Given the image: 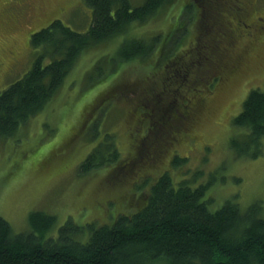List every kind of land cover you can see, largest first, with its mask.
Returning a JSON list of instances; mask_svg holds the SVG:
<instances>
[{
    "label": "rangeland",
    "instance_id": "obj_1",
    "mask_svg": "<svg viewBox=\"0 0 264 264\" xmlns=\"http://www.w3.org/2000/svg\"><path fill=\"white\" fill-rule=\"evenodd\" d=\"M143 2L131 0L134 5ZM184 2L177 0L166 14H156L131 31L130 35L151 39L162 34L157 51L147 60L125 62L107 79L88 85L94 62L113 52L122 38L107 48H91L55 98L17 134L0 138V216L11 222L15 233L30 228L32 210L56 215L54 234L68 219L81 225L113 222L120 213L141 207L157 176L172 164L174 151L189 157L185 167L170 166L175 178H190L185 174L198 171L197 182L210 183L207 190L217 205L234 198L245 209L259 201L264 218V137L257 157L238 156L230 143L244 132L232 119L248 93L264 89V0L260 5L243 0L242 12L239 0H212L216 19L212 27L206 22L201 27L198 16L178 23ZM211 8L203 9L210 14ZM26 13L25 23L15 25ZM56 18L77 31H88L92 8L84 0H0V91L32 67L37 49L27 41ZM202 43L226 51L220 62L223 68L203 60L210 54L202 52ZM13 49L16 54L11 55ZM20 51L25 54L19 55ZM178 56L180 63L170 66ZM208 72L212 76L198 82V74ZM121 82L132 88H116ZM97 123L101 131L90 138ZM152 130L159 137L155 142L146 135ZM106 132L115 135L125 162L134 159L133 135L143 136L136 151L150 158L146 167L142 168L143 158L132 168L124 167L114 180L109 175L119 169L115 164L80 172L83 160L106 139Z\"/></svg>",
    "mask_w": 264,
    "mask_h": 264
},
{
    "label": "trees",
    "instance_id": "obj_2",
    "mask_svg": "<svg viewBox=\"0 0 264 264\" xmlns=\"http://www.w3.org/2000/svg\"><path fill=\"white\" fill-rule=\"evenodd\" d=\"M84 1L92 8L93 21L88 31H77L56 18L33 32L30 42L26 39L29 47L37 49V55L24 76L0 91V138L17 134L28 124L30 117L55 98L80 57L91 48H107L110 42L122 38L113 52L109 50L94 62L86 78L88 85L107 79L125 62L145 61L151 57L157 51V41L162 34L151 39L130 33L156 14H166L177 3V0H144L140 5H134L131 0ZM246 1L251 3V0ZM201 3L186 0L180 8L178 23L181 24L184 18L191 20L198 16L199 25H203ZM250 13L254 14L252 10ZM25 18H19L15 25H23ZM202 47V52L207 51L205 44L202 43ZM1 53H4V47ZM179 57L173 58L170 66L177 63ZM204 58L212 65L224 67L215 54H210V59ZM208 74H198V82L213 73ZM126 85L121 82L116 88L124 91L132 88V85ZM115 86L112 85L111 91ZM153 96L154 93L150 99ZM246 98L242 110L232 119L244 132L231 138L230 143L238 156L257 157L261 154L264 137V89H252ZM95 115L89 121L91 128ZM167 123L172 126L171 120ZM129 125L128 129L133 130ZM94 127V134L89 133L90 138L101 131L98 123ZM152 132L146 134L149 139L159 140ZM133 136L137 138H133L134 159L129 162L121 159L115 135L106 132V139L95 144L83 160L80 172H92L115 164L119 169L109 175V179L114 180L124 172V167L132 168L143 158L146 160L142 161V168H145L150 158L143 156L144 152L138 154V149L136 151L143 136ZM176 152L172 154L170 166L185 167L189 157ZM170 166L149 187L141 207L120 213L109 224L89 221L81 225L68 219L54 234L56 215L32 210L28 217L30 228L15 233L11 222L0 216V264H264V218L260 202L255 201L243 209L231 198L217 205L207 190L210 183L197 182L198 171L185 174L190 178L178 180ZM140 197L141 193L138 200Z\"/></svg>",
    "mask_w": 264,
    "mask_h": 264
},
{
    "label": "flooded vegetation",
    "instance_id": "obj_3",
    "mask_svg": "<svg viewBox=\"0 0 264 264\" xmlns=\"http://www.w3.org/2000/svg\"><path fill=\"white\" fill-rule=\"evenodd\" d=\"M202 1H204V2H202V5L204 6V8L206 9H210L212 6H211V4H212V0H202ZM222 0H219V2H221ZM223 1H225V0H223ZM240 2H241V4L240 5H238V9H240V11H241V9L243 8V6H242V3H243V0H239ZM251 2H253V4L255 5H257V0H251ZM213 8H211V10H210V16H208V21H211L212 20V25H210V27H212V26H215V23H216V19H215V15L212 13V10ZM242 12V11H241ZM217 13V12H216ZM24 16H27V13L24 15ZM19 19H17V21H18ZM206 26H208L207 24H206ZM264 28V27H263ZM250 31L251 32H249L251 35H253V31L250 29ZM205 44V43H204ZM205 46H206V48H207V51H209V54H211L212 56L215 54L216 55V57H218L219 58V60H221V59H223L224 58V56H225V50H224V52H221L220 51V47L218 46V45H216V44H213V46H209V45H207V44H205ZM5 48V50H6V48H7V46H5L4 47ZM19 50V49H18ZM14 49H13V51H11L10 53H11V55H13L14 53ZM21 52V51H20ZM19 52V53H20ZM21 55H23V54H21ZM209 56L210 55H208L207 56V58L208 59H210L209 58Z\"/></svg>",
    "mask_w": 264,
    "mask_h": 264
},
{
    "label": "bare ground",
    "instance_id": "obj_4",
    "mask_svg": "<svg viewBox=\"0 0 264 264\" xmlns=\"http://www.w3.org/2000/svg\"><path fill=\"white\" fill-rule=\"evenodd\" d=\"M202 80V79H201Z\"/></svg>",
    "mask_w": 264,
    "mask_h": 264
}]
</instances>
